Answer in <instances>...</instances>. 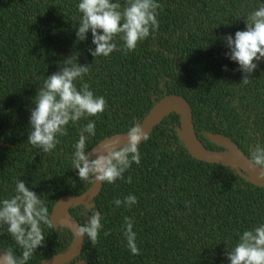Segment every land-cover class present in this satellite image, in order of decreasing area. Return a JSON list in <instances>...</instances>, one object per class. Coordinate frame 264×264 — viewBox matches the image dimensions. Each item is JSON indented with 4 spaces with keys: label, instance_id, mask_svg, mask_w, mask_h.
Instances as JSON below:
<instances>
[{
    "label": "trees",
    "instance_id": "1",
    "mask_svg": "<svg viewBox=\"0 0 264 264\" xmlns=\"http://www.w3.org/2000/svg\"><path fill=\"white\" fill-rule=\"evenodd\" d=\"M78 2L0 0V200L13 196L21 179L51 213L60 197L81 194L93 182H82L72 169L80 127L95 120L90 150L109 135L127 132L134 121L141 123L169 94L188 101L195 133L207 148L224 150L208 133L228 136L249 158L257 142L264 147V61L249 83H241L245 74L227 58L229 49L219 38L246 30L244 18L235 17L264 0H157L159 29L127 54L117 38L121 50L107 58L89 53L95 48L90 32L77 41ZM77 55L79 63L90 65L77 87L88 84L104 96L107 108L99 117L70 123L55 150L44 153L27 142L32 100L46 77ZM180 124L177 113L163 117L141 142L139 165L133 162L124 179L103 183L89 202L69 208L79 224L90 210L99 211L103 227L98 243L83 239L79 254L64 264H230L225 253L243 231L264 223V187L234 166L192 156L177 134ZM130 194L137 204L114 205ZM125 217L134 222L139 255L127 247ZM43 230L44 245L27 264H44L72 242L73 232L62 221ZM0 231V248L21 255L6 229Z\"/></svg>",
    "mask_w": 264,
    "mask_h": 264
},
{
    "label": "clouds",
    "instance_id": "2",
    "mask_svg": "<svg viewBox=\"0 0 264 264\" xmlns=\"http://www.w3.org/2000/svg\"><path fill=\"white\" fill-rule=\"evenodd\" d=\"M161 7L157 0H126L122 6L119 0H79L77 10L81 14L76 28L77 41H85L91 33L92 44L89 53L94 57H109L114 51H120L116 40L123 41L125 54L134 51L140 42L146 40L159 29L157 19ZM244 18L246 30L236 31L232 35L219 37L229 49L225 53L228 59L239 65L245 75L242 82H250L251 74L257 69L258 62L264 61V4L247 13ZM227 71V66H224ZM90 71V65L65 59L59 70L50 74L39 87L32 100L30 109V129L27 142L44 153H51L59 143V137L68 134V125L77 124L89 117H99L107 108L102 95H96L89 85L77 87L76 81L83 80ZM96 134L95 120H88L79 129L78 140L73 145L72 169L77 170L79 179L87 183L99 181L102 184H114L124 179V173L132 163L141 162L140 144L148 139L141 123L133 122L128 128L127 142L116 147L119 141L106 145L107 154H98L90 158L88 143ZM250 161L253 171L259 169V177H264V147L257 142L250 149ZM131 183V177L127 178ZM15 194L0 200V229H6L8 235L21 250L17 256L12 248L0 251V264H27L35 255L38 247L45 242L43 226L54 227L44 200L26 186L23 180L15 183ZM116 207L131 208L137 204V197L128 195L113 201ZM85 214L88 219L76 227L75 236L87 239L91 245L98 243L103 227V216L97 210ZM131 218L125 217L124 237L127 247L133 255H139L136 233ZM4 232L0 231V235ZM104 235H108L107 232ZM230 264H264V223H259L243 231L234 247L225 253Z\"/></svg>",
    "mask_w": 264,
    "mask_h": 264
},
{
    "label": "water",
    "instance_id": "3",
    "mask_svg": "<svg viewBox=\"0 0 264 264\" xmlns=\"http://www.w3.org/2000/svg\"><path fill=\"white\" fill-rule=\"evenodd\" d=\"M172 112L180 115L181 124L180 127L177 128V134L179 138L183 140L192 156L206 162L234 166L238 169L239 174L246 180L255 185L264 187V177H259V169L255 171L252 170L249 157L238 148L231 138L219 133H208L210 141L223 147L224 150L207 148L201 140L198 139L192 120L191 106L181 95L169 94L163 96L143 118L141 124L144 132L149 135L153 127L159 124L163 117ZM116 140L119 141V144L114 145L116 147L126 143V132L112 134L100 140L89 150L91 153L90 158L98 154H107L106 145ZM0 144L3 143L0 142ZM101 186V182L93 181L91 186L81 194L64 195L54 203L50 213L53 225L56 221H62L73 232V239L68 247L53 255L44 264H64L79 254L83 239L75 236L76 227L79 225V222L71 215L69 208L73 205L89 202L100 191ZM0 251H2L1 248Z\"/></svg>",
    "mask_w": 264,
    "mask_h": 264
}]
</instances>
